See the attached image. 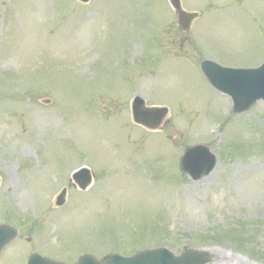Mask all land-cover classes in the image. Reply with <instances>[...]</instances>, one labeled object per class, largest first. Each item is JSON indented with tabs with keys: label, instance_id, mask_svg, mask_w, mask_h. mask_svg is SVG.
I'll return each instance as SVG.
<instances>
[{
	"label": "rangeland",
	"instance_id": "374dc122",
	"mask_svg": "<svg viewBox=\"0 0 264 264\" xmlns=\"http://www.w3.org/2000/svg\"><path fill=\"white\" fill-rule=\"evenodd\" d=\"M182 5L190 33L169 0H0V223L21 236L0 264L155 246L264 264V101L234 113L201 67L264 63V0ZM135 95L168 107L163 130L134 122ZM199 143L218 160L193 179L181 160Z\"/></svg>",
	"mask_w": 264,
	"mask_h": 264
},
{
	"label": "water",
	"instance_id": "95a60500",
	"mask_svg": "<svg viewBox=\"0 0 264 264\" xmlns=\"http://www.w3.org/2000/svg\"><path fill=\"white\" fill-rule=\"evenodd\" d=\"M88 1V0H84ZM177 9L181 21H189L194 14L182 10L180 0H171ZM202 68L212 83L220 90L229 93L235 101V111L241 112L248 109L255 101L264 99V65L258 69H232L224 68L217 63L206 60ZM168 113L166 107H146L142 98L137 97L134 102L135 121L145 124L151 128H157ZM217 159L205 145L189 147L182 158V169L198 178L204 173H210ZM80 187L85 189L91 182L87 169L75 174ZM65 190L59 196L58 204L65 201ZM18 230L9 225H0V253L4 246L16 238ZM206 253L197 249H186L182 254L176 255L171 250L161 247L141 251L133 256H123L112 253L99 260L95 256L85 254L81 256L78 264H206L208 259ZM28 264H63L52 261L33 253Z\"/></svg>",
	"mask_w": 264,
	"mask_h": 264
},
{
	"label": "bare ground",
	"instance_id": "6f19581e",
	"mask_svg": "<svg viewBox=\"0 0 264 264\" xmlns=\"http://www.w3.org/2000/svg\"><path fill=\"white\" fill-rule=\"evenodd\" d=\"M9 174L11 175L10 177L12 180L14 175L12 172ZM201 183H204V180H202ZM20 199L22 201H24L25 197L20 196ZM211 253H213L214 255H216L219 258V260L217 262H215L214 264H251V263H247L246 261H244V259H242L241 257L234 256L233 254H229V255L227 254L226 255L224 252L219 251V250H217V251L213 250V252L211 251Z\"/></svg>",
	"mask_w": 264,
	"mask_h": 264
}]
</instances>
